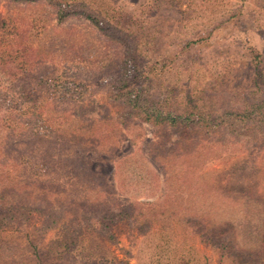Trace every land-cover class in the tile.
Returning <instances> with one entry per match:
<instances>
[{"label": "rangeland", "instance_id": "obj_1", "mask_svg": "<svg viewBox=\"0 0 264 264\" xmlns=\"http://www.w3.org/2000/svg\"><path fill=\"white\" fill-rule=\"evenodd\" d=\"M95 4L132 46L139 104L160 101L167 116L192 121L133 113L114 87L120 48L115 54L89 19L57 23L43 1L0 0L9 32L1 51L44 43L57 76L75 85L51 93L41 83L30 108L13 90L31 88L32 76L0 60V264H264V122L197 120L243 106L256 89L264 0ZM59 52L72 57L60 64ZM40 62L29 68L44 82L54 70L48 56ZM38 113L37 147L27 134Z\"/></svg>", "mask_w": 264, "mask_h": 264}, {"label": "trees", "instance_id": "obj_2", "mask_svg": "<svg viewBox=\"0 0 264 264\" xmlns=\"http://www.w3.org/2000/svg\"><path fill=\"white\" fill-rule=\"evenodd\" d=\"M13 2H20V3H33V2H39L43 1L46 4H48L54 11L55 17L57 18V23H61L64 20L75 16V17H84L89 19L91 25L100 32V34L103 36L106 42H112V44L115 47V54L119 53L120 48V54L118 55L117 60L115 61V65L119 63L120 71L118 72L117 76L115 77L116 83H120L121 85L117 86L115 84V89L117 90L118 95L120 96L118 90L122 91V94L124 95L125 99L127 100V105L131 108L132 112L137 115H143L144 120L157 123V124H170V125H177V124H187V122L192 121V116L189 117H181V120H179V116H167L164 111L161 109L162 106H160V101L157 102L156 106L145 104V106H141L139 104V100L141 97V88L133 84L135 81V77L130 75V69L129 65L130 62H133L132 59V46L131 44L125 40V38L117 32L110 24L109 22H106L105 19L102 17L99 12H96V10L93 7L95 4L92 0H87L85 2L84 0H11ZM81 1L79 4L77 2ZM96 5V4H95ZM99 9L102 7V5H98ZM104 8L101 13H105ZM107 15V13H106ZM7 19L0 17V35L1 38L7 37L4 36L5 34H9L7 32ZM13 37V36H12ZM14 38V37H13ZM65 44V41H64ZM3 47V46H2ZM8 50L5 52L0 49V60H1V67H7L9 64H12L13 66L17 65L20 68L21 73L32 76V83L33 86L31 88H28V90L24 91V88L21 84H18L17 90H13L14 94H20L23 95V103L26 104L27 107L35 108L38 100L40 99V94L38 93V87H40L41 83H44L48 86V88L51 89V93H56L57 91H60V89H69L73 85L72 80H67L66 78H60L57 76V66H56V60L54 58L55 51L51 49L50 51H47L44 49L46 47L44 43L38 42L36 45L30 44L28 46L26 44V40L24 43L18 44L17 48H11L10 46H7ZM14 50V51H13ZM8 52L10 54H8ZM20 52V54H17ZM2 53L6 55L5 57L2 56ZM17 54V56H16ZM59 54H62L60 64L67 63L68 60H70L68 57H72L69 52H59ZM252 61H258V58L260 57L257 52H252ZM44 56L45 58L48 56V59L52 62L50 64L53 65L54 75L51 76V78L44 79V82L42 81V77L33 74L32 70L29 68L31 64H41L40 57ZM5 58V59H4ZM59 64V65H60ZM36 66L31 68H36ZM65 69H68L67 66H64ZM63 68V69H64ZM10 70V69H9ZM8 73H11L13 71H10ZM24 71V72H23ZM255 76L253 77V80L251 81L253 84V87L256 89L253 90V94L250 97V99L243 102V106H240L238 108H226L219 112L218 116H214L213 114L208 113H201L200 117H198V121L201 119L203 120V123H206L204 120L208 118V122H210V126L215 125L218 122H225V117H229L230 119H239V121H243L244 119H251L253 121H257L259 123L264 122V94L261 95L262 89L261 86L264 83V80L262 81L264 77L261 78V76L264 74V70L259 71V68H256ZM12 75V74H10ZM12 83L13 86H15V82H17L18 78L16 76H12ZM48 84H47V83ZM119 87V88H116ZM126 87V89L124 88ZM10 99V98H9ZM9 117L11 118L10 121H15V117L11 114L12 112H15L17 108L14 106L13 99H10L9 101ZM26 110L25 115H32L35 112H32L30 114H27ZM21 113V114H22ZM170 114V112L168 113ZM192 114V112H190ZM197 115V114H196ZM35 120L32 121V126L28 130L27 136L30 138L28 139L30 141L31 145L38 147V141L42 138V135L39 134V121L41 119V115L35 114ZM21 121V120H20ZM218 121V122H217ZM29 122V120L27 121ZM212 124V125H211ZM12 127H15V123L13 122L10 124ZM207 125V124H206ZM22 136V135H20ZM24 138V136H23ZM51 152V151H50ZM49 152V153H50ZM3 165V164H2ZM4 166H2L3 168ZM5 212L0 211V216L4 215ZM1 226V225H0ZM35 249V247H34ZM34 253V252H33ZM35 255H38V251L35 250Z\"/></svg>", "mask_w": 264, "mask_h": 264}]
</instances>
